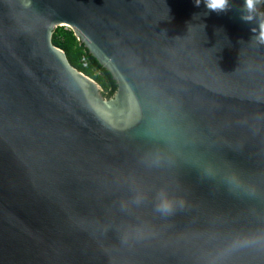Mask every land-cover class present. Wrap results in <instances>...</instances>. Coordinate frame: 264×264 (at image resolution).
Returning <instances> with one entry per match:
<instances>
[{
  "label": "water",
  "instance_id": "water-1",
  "mask_svg": "<svg viewBox=\"0 0 264 264\" xmlns=\"http://www.w3.org/2000/svg\"><path fill=\"white\" fill-rule=\"evenodd\" d=\"M242 5L0 0V264H264V45ZM161 190L183 208L156 211Z\"/></svg>",
  "mask_w": 264,
  "mask_h": 264
},
{
  "label": "trees",
  "instance_id": "trees-1",
  "mask_svg": "<svg viewBox=\"0 0 264 264\" xmlns=\"http://www.w3.org/2000/svg\"><path fill=\"white\" fill-rule=\"evenodd\" d=\"M53 44L67 55L73 66L96 80L102 88L101 93L104 98L109 99L113 95L116 85L111 74L90 55L84 44L78 41L70 29H56Z\"/></svg>",
  "mask_w": 264,
  "mask_h": 264
},
{
  "label": "clouds",
  "instance_id": "clouds-1",
  "mask_svg": "<svg viewBox=\"0 0 264 264\" xmlns=\"http://www.w3.org/2000/svg\"><path fill=\"white\" fill-rule=\"evenodd\" d=\"M201 0H194V5L199 6ZM205 7L212 12H224L230 9L229 0H204ZM264 4V0H243L242 14L240 19L244 22L257 20L258 27H253L250 31L253 33L252 39L258 44L264 45V13H261L258 6ZM258 16L260 17L258 19ZM158 203L156 211L164 215L172 214L177 207L183 208V201H174L168 193L161 190L158 194ZM139 202V201H138Z\"/></svg>",
  "mask_w": 264,
  "mask_h": 264
}]
</instances>
